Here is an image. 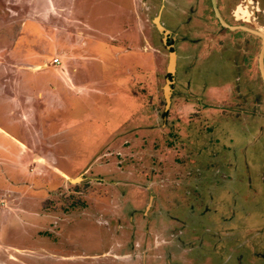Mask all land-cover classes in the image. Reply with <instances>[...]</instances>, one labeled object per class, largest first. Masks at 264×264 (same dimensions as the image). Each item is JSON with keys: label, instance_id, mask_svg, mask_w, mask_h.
Wrapping results in <instances>:
<instances>
[{"label": "rangeland", "instance_id": "obj_1", "mask_svg": "<svg viewBox=\"0 0 264 264\" xmlns=\"http://www.w3.org/2000/svg\"><path fill=\"white\" fill-rule=\"evenodd\" d=\"M167 1L164 17L175 24V28L178 27L176 24L182 26L181 36L178 31L170 32L169 45L186 54H194L191 44L196 46L202 42L199 35H186L190 30L186 19L189 18L191 1ZM160 5V0H0V127L3 129L0 131V179L6 183L13 181L17 184L15 188L25 189L26 185H32L25 179L30 173L40 174L47 170L51 172L50 180L55 177L52 172L60 173V184L50 183L47 188L51 190L47 206L65 211V218L74 221L71 226L64 227L62 234L54 230L50 231L51 235L42 237L38 229L27 231L29 246L9 244L0 239V264H99L100 261L118 264L115 258L104 260L99 255L108 251L111 256L114 252H123L124 242L133 244L143 239V244H148L151 241L152 237H147L151 229L148 224L144 236L129 229L132 226L127 220L114 223L107 218L108 213L103 212L102 222L111 226L108 229L95 224L97 213L86 212V209L95 206L90 199L92 194H108L104 193L103 189L107 187L103 186H109L105 179L113 171L107 168L114 167L118 176L113 179L115 185L120 182V192L127 196L129 191L125 192L129 188L134 191L132 199L124 202L125 209H131V205L136 207L138 198L142 203L144 193L147 194L142 213L150 201L149 193L144 191L150 183L146 182L144 188L142 183L153 174H162L165 178V173H169L172 167L170 121L173 113H165L170 53L164 35L155 24ZM192 6L195 9L194 25L198 26V8L195 4ZM204 14L217 28L209 10ZM56 58L60 64L53 63ZM119 59L134 60L133 67L125 73L120 71L111 79L110 68L119 67L112 60ZM91 62L97 66L98 74L96 69H91L88 75L82 74L77 79L72 77L73 73H79L81 66L87 67ZM258 71L253 68V76ZM60 86L66 89L62 92L72 94L66 95V102L75 104L71 116L65 112L64 118L58 116L64 101L60 100ZM127 96L132 106L125 101ZM174 103L173 108H191L184 100L176 99ZM203 129L206 130V124ZM182 131L180 128L179 132ZM220 136L221 146L231 148L226 150L225 156H231L235 163L232 186L236 189V197L223 189L224 202L219 206L225 209L222 211H229L228 205H232L231 210L238 218L235 238L229 239L227 245L231 247L229 254L239 256L246 253L241 241L250 247L254 244L264 249V117H257L252 127L245 118H237L235 123L222 129ZM63 141L64 159L60 148ZM116 142L118 145H113ZM98 167L105 169L98 171ZM15 172H19L20 178L11 177ZM126 176L125 181L120 179ZM80 177L81 182L73 181ZM161 188L164 194L159 198L166 196L167 201L162 206L163 213L158 215L159 222L153 225L154 231L171 232L176 216L190 229L202 230L201 240L197 243L200 248L194 258L198 263H204L206 255L215 246L213 238L206 235L207 230L202 225L197 227L201 220L190 216L197 215L195 209L187 207L193 204L194 195L181 193L188 200L182 198L183 206L175 209L169 182L163 180ZM5 189L0 188V204L3 206L0 220L5 211L18 210L22 200L18 193L13 196L11 190ZM153 192L157 193L156 190ZM203 193L206 205L212 207V195L207 190ZM88 214L92 216L87 217ZM219 216L220 213L209 214L204 220L208 222L211 217L218 219ZM31 227L34 228V224ZM122 227L127 232L121 233ZM242 227L244 233L242 229L239 231ZM176 228L180 229L179 224ZM250 229L251 232L245 233ZM211 230L209 233H213L214 227ZM68 234H73V240L68 239ZM161 238L171 241L165 234H161ZM260 252L263 256V250ZM176 256V260L183 261L181 254ZM214 260L219 259L215 257ZM247 260L244 258L243 264H247ZM262 261L255 259L254 263L261 264Z\"/></svg>", "mask_w": 264, "mask_h": 264}, {"label": "flooded vegetation", "instance_id": "obj_2", "mask_svg": "<svg viewBox=\"0 0 264 264\" xmlns=\"http://www.w3.org/2000/svg\"><path fill=\"white\" fill-rule=\"evenodd\" d=\"M190 1L189 18L187 17L186 19L190 30L188 31L189 34L187 33L186 35L189 37L199 35L201 36L200 39L202 42V44L199 42V45L196 46L191 44L190 47L194 50V54L191 52L186 54L179 51L174 45H169L170 32L173 30L178 31V35L181 36L180 30L182 26L176 24L178 27L175 28V24L164 17L163 9L168 2L167 0H160L159 13L155 19L158 30L165 37V45L169 48L170 64L171 56L175 54L173 68L171 69L170 64L168 66L169 79L165 87V98L167 102L165 113L170 111L173 113L170 121L172 131V144L170 147V152L173 156L172 167L169 173H165V178H163L162 174H153V177L147 178L142 183L143 188L146 182L150 183V187L144 188V191L149 193L150 196L149 205L145 207V211L142 213L141 208L145 204L147 194L142 191L144 193L143 202L141 203L138 198L137 203H134L136 207L131 205V209H129L130 207L125 209L124 207L126 205L124 202L132 199L131 196L134 191L129 188L125 192L127 193L129 191L127 196H124V193L120 192V182L117 180L119 183L115 185V179H113L114 176H118V171L114 167L112 169L107 168V170H113L108 176L109 178L105 179L109 182V186L106 184H104L106 186H103L107 187L103 191L108 194H92L90 199L95 203V206L86 209V212L97 213L98 216L95 219V224L98 226H107L108 229L111 226L106 222H102L103 212H107V218L113 220L114 223H121L122 220H127L132 226V228L129 226V229H132L133 232L137 230L141 235H144L147 229L146 224H148L151 229L147 237L152 238L148 244H143V239L141 241H134L133 244L124 242L123 247L125 250L123 252H114L111 256L109 254L110 251H108L107 253L103 252L99 255L104 260L115 258L118 264H131V262L133 264H152L154 262L158 264H200L194 257L198 252L197 248H200V245L197 243L201 240L200 235L202 230L190 229L189 225L182 222L177 216L175 217V223L171 232H164L162 229L160 230L161 232H155L153 229L154 223L159 222L158 215L163 213L162 206L167 201L166 196L163 199L159 198L160 195L164 194L161 186H163V180H165L169 182L170 198L175 205V209L183 206L182 198L187 199V197H182L181 193L183 195H194L195 200L193 204H189L187 207L195 209L196 211L194 213L197 215L192 216L190 214V216L198 217L201 223L197 224V227L202 225L203 229L207 230L206 235L214 240L213 246L215 247L211 253L206 255L207 261H204L202 264H237L240 259L241 261L238 264H243L244 258H248L247 264H255V259L263 260L261 264L264 262V255H260L261 250H263L262 254H264V249L255 247L254 244L250 247L249 244L245 245L244 241L241 242L243 243L242 246L246 247L245 254H240L239 256L235 253L229 254L231 253V247L227 245V241L235 238V232L239 228V221L236 218V214L233 213L234 210H231L232 205H228L229 211H222L225 209L219 206L224 202L222 197L223 189L236 197V189L232 186L234 171L236 170L235 163L231 156H225L226 150H231L230 146H221L222 138L220 135L222 134V129L228 124L232 125L235 123L237 118H245L246 122H249L252 127L257 117H264V81L260 69L261 53L263 52L264 54V0H217V9L225 25L217 18L212 0ZM80 3L78 2V4ZM193 4L197 5L198 11L196 12H199L197 14L199 16L197 18L199 21L198 26L194 25L195 9L192 6ZM204 6L205 8L203 9ZM206 10H209V16L215 20V23L217 22V28L211 23L210 18L204 14ZM190 47H188V51ZM133 61L130 59L112 60L113 63H118L119 67L118 65H114V69L110 68L112 70L111 79H114L113 76L119 74L120 71L125 73L127 70H131ZM92 66L91 69H96V73L98 74L97 66ZM253 68L258 69L260 73L259 71L258 73L255 72L253 76ZM107 88L109 89V87ZM122 93L124 94L123 91ZM65 99L67 98L65 97ZM176 99L186 101L187 104L191 105V108L188 110L173 108ZM125 101H128L129 106H132L129 96L125 98ZM60 108L61 110H58L60 112L58 116L59 118H64L63 115L65 112L71 116L70 112L75 109V104L65 101L61 103ZM106 109L115 111L114 108ZM205 124L206 130L203 129ZM180 128H183L182 132H179ZM115 144L117 142L113 145ZM61 149V153H63L61 155L64 159L63 155L66 153L63 147ZM101 169L105 168H96L98 171H101ZM18 173L11 174V177L18 176ZM52 173L55 174V177H52L51 182L45 184L47 187L44 185L46 189L50 183L51 185L60 184L55 179L56 177L61 182L60 178L62 176H59L60 173ZM139 176L141 175L139 174ZM126 178L127 176L120 179L125 181ZM77 180V183H79L82 181V178L73 179L75 182ZM69 181L73 182L71 179ZM4 183L6 181L0 179V185L3 188ZM31 183L33 184V182ZM2 187L1 189H3ZM200 188L202 193L200 192ZM154 190L157 193H154ZM205 190H207L209 195H212V207L206 205L207 199L203 197ZM49 191L50 194L51 190ZM255 191L253 188V193ZM105 196L108 197L107 202L109 203L107 205V202L102 199ZM100 200L103 201L100 202ZM103 202L106 206H101ZM99 204L102 208L99 207ZM131 204H133L132 201ZM51 208L46 206L43 209L46 216L51 219L49 221L51 222L49 223L50 230H47L46 225L42 223L46 228L41 227L40 231L42 230L41 233L45 236L51 235L50 231L54 232V230L60 231L62 234L64 233V227L66 225L71 226L74 223L73 219L70 218L68 220V218H65L67 217L65 216V211L52 210ZM84 213H80V215ZM164 213L166 214V212ZM218 213H220V216L218 219L216 218L217 220L215 218L213 219V217L208 222L204 220L205 216ZM68 215H71V213H68ZM91 216L90 214L87 215V217ZM99 216L101 217L100 220H98ZM11 219L7 213L1 215L0 239L6 243H23L24 236H20V233L18 234L17 231L15 232L12 225L21 228V225L24 226L26 223H21L22 219L20 221L17 219L15 221L13 220L14 218ZM176 224H179L180 229L176 228ZM211 227H214L213 233H209ZM126 228H120L121 233L127 232L125 231ZM241 229L244 233L243 227L239 231ZM251 231V229L248 231L245 230V233ZM161 234L168 235L171 241L161 238ZM68 236V239L73 240V234H68ZM169 244L171 246H168ZM239 247L241 248V245ZM177 254L183 256L182 262L176 260L178 258L176 256ZM215 257H218L219 260L215 261ZM95 258L99 257L96 256ZM99 264L104 263L100 261Z\"/></svg>", "mask_w": 264, "mask_h": 264}, {"label": "crops", "instance_id": "obj_3", "mask_svg": "<svg viewBox=\"0 0 264 264\" xmlns=\"http://www.w3.org/2000/svg\"><path fill=\"white\" fill-rule=\"evenodd\" d=\"M92 65H93V62H91L89 64V66H87V67L81 66L79 68V69H81V71H78L79 73H75V74L73 73L72 77H75V79H77V77H81L82 74L88 75L90 73L91 67H93ZM87 80H89V79H87ZM59 89L61 90V92H59V95L61 96L60 100H61V102L64 100L63 101V103H64L66 101V99H65L66 95L67 94L69 95L71 93L70 92H68V93L62 92V91L66 90L65 87H63V86H60ZM1 130H3V129L0 127V131ZM63 146H65V145H61L60 148H62ZM39 168H40V166H39ZM42 169H44V167H42L41 170ZM28 175L29 176H27L26 179H28L30 182H33L32 185H30V184L28 185L29 188L27 185L25 186V189L15 188V186H17V184L13 183V181H11L12 183H10V182L4 183V187L7 188L5 190H7L8 192L11 190L10 191L11 195L16 196L19 194L22 197L21 204H19L20 207L18 208V210L11 211V212L5 211L4 213L9 214L10 219L14 218L13 220L17 219L18 221H20L22 219L21 223H24V222L26 223V225H24V226L21 225V228L18 226L16 227L15 225H12L15 232L17 231L18 234L20 233V236H24V239H23L24 242L23 243H17V244L18 245L24 244L25 246H29V245H27L29 239H27L28 237H26V235H25L28 233L27 231H30L32 229H36V230L38 229V231H40L41 227H43V228L47 227V230H50V225H48V226L46 225V227H45L42 225V223L44 224V223L49 222L51 220L49 217L46 216V214L44 213V210H43L47 206V201H48V198L50 197V194H49L50 191L48 189L44 188V185L48 184L49 182L52 181L49 179V175H51V174H49L48 171L42 170V172L40 174L33 172V173L28 174ZM57 180H59V179H57ZM1 187L2 186L0 185V188ZM16 193H18V194H16ZM102 199H104L107 202L108 197L105 196V198H102ZM102 201L103 200H100V202H102ZM0 209H3V206L1 204H0ZM45 218H47L48 220L45 221ZM35 220H38L40 224H37ZM32 224H34V228L31 227ZM40 232H42V231H40ZM41 234H42V237L45 236L43 233H41ZM46 240H48V239H46Z\"/></svg>", "mask_w": 264, "mask_h": 264}, {"label": "water", "instance_id": "obj_4", "mask_svg": "<svg viewBox=\"0 0 264 264\" xmlns=\"http://www.w3.org/2000/svg\"><path fill=\"white\" fill-rule=\"evenodd\" d=\"M213 2V6H214V10L216 12V15H217V18L219 19V21L225 25L224 21L222 20V18L220 17L219 15V12H218V9H217V0H212ZM263 52L261 53V57H260V69H261V73H262V76H263V80H264V67H263ZM175 64V54H172L171 56V64H170V67L171 69L173 68ZM75 182V181H74Z\"/></svg>", "mask_w": 264, "mask_h": 264}, {"label": "built area", "instance_id": "obj_5", "mask_svg": "<svg viewBox=\"0 0 264 264\" xmlns=\"http://www.w3.org/2000/svg\"><path fill=\"white\" fill-rule=\"evenodd\" d=\"M53 63L54 64H60V60L58 58H56V59L53 60Z\"/></svg>", "mask_w": 264, "mask_h": 264}]
</instances>
